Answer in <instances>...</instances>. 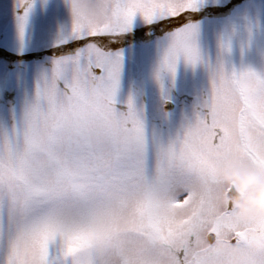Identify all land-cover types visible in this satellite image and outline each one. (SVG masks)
Masks as SVG:
<instances>
[{
	"label": "snow or ice",
	"instance_id": "snow-or-ice-1",
	"mask_svg": "<svg viewBox=\"0 0 264 264\" xmlns=\"http://www.w3.org/2000/svg\"><path fill=\"white\" fill-rule=\"evenodd\" d=\"M23 35L30 0H18ZM206 0H70L72 23L31 93L0 82V264H264V221L220 208L213 164L264 169V74L229 71L198 42ZM139 33L155 53L159 89L148 125L118 106L124 49ZM223 48L224 45L222 44ZM203 65L208 87L190 110L171 85L179 64ZM239 110H234V105ZM180 116L175 118L177 109ZM193 205L188 217L176 210ZM213 217L205 241L199 228ZM99 225V233L92 226Z\"/></svg>",
	"mask_w": 264,
	"mask_h": 264
},
{
	"label": "rangeland",
	"instance_id": "rangeland-1",
	"mask_svg": "<svg viewBox=\"0 0 264 264\" xmlns=\"http://www.w3.org/2000/svg\"><path fill=\"white\" fill-rule=\"evenodd\" d=\"M30 2L21 36L18 17L24 15L28 4L18 7V0H0V82L7 85L5 97L9 100L31 93L39 72L50 67L51 55L70 47L60 43L71 28L70 0ZM192 19L198 21L199 45L212 62L222 58L229 71L251 68L264 74V0H206V6ZM118 47L124 49L118 106L126 108L123 102L131 97L137 109L144 108L151 126L156 123L153 112L159 97L153 78L154 50L139 33ZM207 87L208 72L203 65L192 67L181 62L171 85L176 104L169 103V109L178 104L190 110L196 96ZM180 114L178 108L175 118ZM49 250L51 264H57L59 237L50 242Z\"/></svg>",
	"mask_w": 264,
	"mask_h": 264
},
{
	"label": "clouds",
	"instance_id": "clouds-1",
	"mask_svg": "<svg viewBox=\"0 0 264 264\" xmlns=\"http://www.w3.org/2000/svg\"><path fill=\"white\" fill-rule=\"evenodd\" d=\"M239 110V105H234ZM212 171L219 180L216 186L215 198L218 207H231L236 211L241 221H264V169L234 162H224L212 165ZM193 213V205L176 210L178 217H188ZM213 217L199 228V234L205 241L215 240L211 233ZM100 226L93 225L92 232L99 233ZM253 248L264 249V236H258L251 241Z\"/></svg>",
	"mask_w": 264,
	"mask_h": 264
},
{
	"label": "trees",
	"instance_id": "trees-1",
	"mask_svg": "<svg viewBox=\"0 0 264 264\" xmlns=\"http://www.w3.org/2000/svg\"><path fill=\"white\" fill-rule=\"evenodd\" d=\"M231 60V59H230Z\"/></svg>",
	"mask_w": 264,
	"mask_h": 264
}]
</instances>
